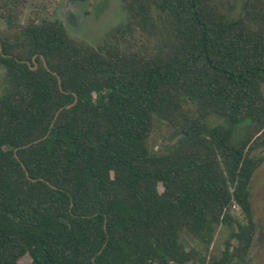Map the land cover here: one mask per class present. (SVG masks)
<instances>
[{"label":"trees","instance_id":"1","mask_svg":"<svg viewBox=\"0 0 264 264\" xmlns=\"http://www.w3.org/2000/svg\"><path fill=\"white\" fill-rule=\"evenodd\" d=\"M122 1L94 47L0 0V264H249L264 0Z\"/></svg>","mask_w":264,"mask_h":264},{"label":"rangeland","instance_id":"2","mask_svg":"<svg viewBox=\"0 0 264 264\" xmlns=\"http://www.w3.org/2000/svg\"><path fill=\"white\" fill-rule=\"evenodd\" d=\"M35 15L39 18L62 20L74 40L94 47L106 41L115 28L128 20V12L122 0H27L19 21L24 23ZM4 28L5 24L0 23V30ZM3 83L4 70L0 69V88ZM171 133L172 130L166 124L158 125L148 139L149 147L158 149L170 145L174 142ZM256 154H264V149L256 151ZM250 186L256 231L247 257L249 264H264V161L255 171ZM234 211L240 215L237 207H234ZM228 232L227 225L217 228L207 250L209 258L221 254ZM183 239L188 247L206 253V247L191 236L184 234ZM31 262L30 256L25 255L19 264Z\"/></svg>","mask_w":264,"mask_h":264},{"label":"water","instance_id":"3","mask_svg":"<svg viewBox=\"0 0 264 264\" xmlns=\"http://www.w3.org/2000/svg\"><path fill=\"white\" fill-rule=\"evenodd\" d=\"M54 74H56V72H53ZM59 81H60V79H59ZM77 101V98L75 99V102ZM74 104V102L73 103H71V104H69V105H67L66 106V108H69V107H71L72 105Z\"/></svg>","mask_w":264,"mask_h":264}]
</instances>
